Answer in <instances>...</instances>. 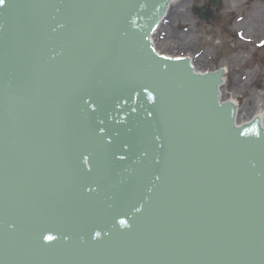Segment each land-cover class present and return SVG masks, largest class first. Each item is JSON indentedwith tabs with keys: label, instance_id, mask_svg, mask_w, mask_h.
<instances>
[{
	"label": "water",
	"instance_id": "water-1",
	"mask_svg": "<svg viewBox=\"0 0 264 264\" xmlns=\"http://www.w3.org/2000/svg\"><path fill=\"white\" fill-rule=\"evenodd\" d=\"M170 2L0 4V264H264V113L156 52Z\"/></svg>",
	"mask_w": 264,
	"mask_h": 264
},
{
	"label": "rangeland",
	"instance_id": "rangeland-1",
	"mask_svg": "<svg viewBox=\"0 0 264 264\" xmlns=\"http://www.w3.org/2000/svg\"><path fill=\"white\" fill-rule=\"evenodd\" d=\"M222 2L223 11L207 26L189 12L190 0H178L157 31L155 45L163 54L190 56L201 71L224 67L223 97L237 101L239 121L246 123L264 97V0ZM222 18L227 19L224 28ZM230 18L240 19L237 27L228 26Z\"/></svg>",
	"mask_w": 264,
	"mask_h": 264
},
{
	"label": "bare ground",
	"instance_id": "bare-ground-1",
	"mask_svg": "<svg viewBox=\"0 0 264 264\" xmlns=\"http://www.w3.org/2000/svg\"><path fill=\"white\" fill-rule=\"evenodd\" d=\"M177 2H178V0H175L174 3L171 5V7H170V9H169V11H168V14H167L165 20L167 19V17H168L169 14H170L169 12H171L172 8L175 7V4H176ZM179 3H180V2H179ZM260 13L262 14V13H264V11L261 10ZM252 18H253V17H252ZM165 20H164V21H165ZM255 20H256V19H255ZM163 23H164V22H163ZM160 27H161V26H160ZM256 29H258V31L261 30V29L258 28V27H256ZM191 32H192V31H191ZM191 32H189V34H190ZM198 71H201V70H198ZM201 72H202V71H201ZM223 72H224V82H223V83H226V82H227V79H226V73H227V72H226V71H223ZM226 84H227V83H226ZM226 84H225V85H226ZM231 101H233V103H235V104H236V102H237L234 98H232ZM263 101H264V98L262 99V101H260V102H261V105H260L259 109H258L257 111H255V113H254L252 116H254V115L257 116V117H261V116H262L263 104H264ZM252 116H251V117H252ZM251 117H250V118H251ZM250 118H249V119H250Z\"/></svg>",
	"mask_w": 264,
	"mask_h": 264
},
{
	"label": "flooded vegetation",
	"instance_id": "flooded-vegetation-1",
	"mask_svg": "<svg viewBox=\"0 0 264 264\" xmlns=\"http://www.w3.org/2000/svg\"><path fill=\"white\" fill-rule=\"evenodd\" d=\"M192 5H198V7L200 6V7H203V8L207 7V8H211L212 9V11H213V17L211 18V20L209 21L208 24L213 23V21L216 19V17L219 14V10L211 7V4H210V1L209 0H196V1H193ZM223 19L224 18H222L220 20V26L222 25V22H223L222 20Z\"/></svg>",
	"mask_w": 264,
	"mask_h": 264
},
{
	"label": "snow or ice",
	"instance_id": "snow-or-ice-1",
	"mask_svg": "<svg viewBox=\"0 0 264 264\" xmlns=\"http://www.w3.org/2000/svg\"><path fill=\"white\" fill-rule=\"evenodd\" d=\"M4 3V0H0V4H3ZM121 223L123 224L124 223V221H121ZM47 239L50 241L51 239H52V237L51 236H49V237H47Z\"/></svg>",
	"mask_w": 264,
	"mask_h": 264
}]
</instances>
